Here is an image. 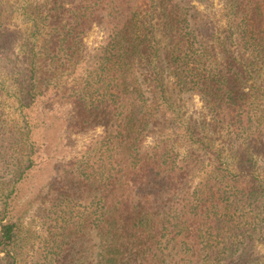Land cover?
I'll list each match as a JSON object with an SVG mask.
<instances>
[{
	"label": "trees",
	"instance_id": "trees-1",
	"mask_svg": "<svg viewBox=\"0 0 264 264\" xmlns=\"http://www.w3.org/2000/svg\"><path fill=\"white\" fill-rule=\"evenodd\" d=\"M203 1L0 0L13 103L51 93L75 125L103 129L95 161L65 176L44 216L62 264H264V0H221L216 31ZM95 25L103 44L68 88ZM185 95L199 98L206 126L181 113L175 98ZM9 138L0 173L15 188L34 147L21 130ZM9 192L0 264H17L23 241Z\"/></svg>",
	"mask_w": 264,
	"mask_h": 264
},
{
	"label": "rangeland",
	"instance_id": "rangeland-1",
	"mask_svg": "<svg viewBox=\"0 0 264 264\" xmlns=\"http://www.w3.org/2000/svg\"><path fill=\"white\" fill-rule=\"evenodd\" d=\"M195 5L207 22L217 23L216 27L212 24L214 29L209 27L216 31L219 23L222 24L221 0H205ZM13 24L16 26L10 28L12 32H19L23 28L19 22L13 21ZM103 40L104 31L100 25L93 26L84 36L83 57L86 60L76 67L73 74L63 78L67 81L68 88L77 85V81L84 77L87 62L98 53ZM15 50L17 51L16 48ZM6 63V60L0 58V142L11 145L9 136L21 130L27 133V145L34 147V155L31 168L15 188L8 183L10 175L2 176L0 173V205L4 196L1 194L10 191L5 194L8 195L6 212L8 218L20 220L23 232L17 264H62L61 256H57L54 251L50 228L44 216L48 210L56 209H52L51 205L58 202V193L66 181L65 176L77 166L86 164L87 160L95 161L97 155L95 156L94 152L89 154V150L93 148L94 142L103 139V129H83L80 125H75L77 117L72 106L51 93L36 106L19 108L13 103L12 97L13 89L18 88L19 83L6 76L9 71ZM18 67L25 68L22 63H19ZM24 78L21 77L22 86L25 84ZM175 100L184 117L191 118V122L198 127L206 126L209 122L197 96L185 95L182 98L176 97ZM150 142L151 139H148L146 145H151ZM70 250L72 251V248ZM257 250L264 252L262 246H258ZM90 260H86V264H90Z\"/></svg>",
	"mask_w": 264,
	"mask_h": 264
}]
</instances>
